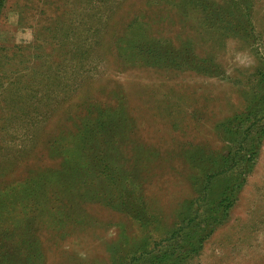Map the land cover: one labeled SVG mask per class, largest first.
<instances>
[{"label":"rangeland","instance_id":"obj_1","mask_svg":"<svg viewBox=\"0 0 264 264\" xmlns=\"http://www.w3.org/2000/svg\"><path fill=\"white\" fill-rule=\"evenodd\" d=\"M262 128L264 0H2L0 264H264Z\"/></svg>","mask_w":264,"mask_h":264},{"label":"trees","instance_id":"obj_2","mask_svg":"<svg viewBox=\"0 0 264 264\" xmlns=\"http://www.w3.org/2000/svg\"><path fill=\"white\" fill-rule=\"evenodd\" d=\"M237 1H238V3L241 4V0H237ZM1 4H2V0H0V7H1ZM149 53H154V51L152 49H150ZM104 124H105L104 120H99L95 124V126H94L93 130L90 132V134H88L89 135L88 136L89 137L88 138L89 150L92 152L93 158L98 159V161H100V162L104 161L103 151L106 148V139H107V137H109L107 129H105V127H104ZM95 131L100 133V137L94 135L93 132H95ZM263 131L264 130L262 128V134H264ZM250 133H251V129L248 128L245 132V135L243 136L244 137L243 141L248 140L249 143L245 144V146L247 145L246 147L240 144L241 155L239 156L240 157L239 161H238L239 164H237L235 169H232L230 174L236 173V170H237V173H241L242 169L245 166H246V168H250L252 166V162L255 161V159H256L255 153L257 152V148H258L257 141H259L260 138L256 137L254 139V141L252 140L253 143H252V146L250 148V139H249ZM196 158H198V157H196ZM215 170H216V168H215ZM215 172L217 174H219L222 171L216 170ZM209 178L210 177H208V178L205 177L204 179L208 180ZM208 187H210V186H207V184H206V186H204L203 189H206ZM125 193L129 194L130 192H125ZM218 195L219 194H217L215 196L214 194H211V192H210L209 201L212 203V205L209 207L212 209V211H214V214H215V212L221 213V216L223 218V217H225V214L227 213L228 208L230 207V205L233 203V201L235 199L236 190H230V191L223 192V196H221V198H219V199H218ZM128 196H130V195H128ZM129 199L130 198L127 197V201H126L127 203L129 202ZM218 219L219 218L216 216V214L214 215V218L211 217L210 220L208 221L207 227H204L202 230H200V235H197L198 237H196V238L193 237V239L190 241V243L187 244V249H185L184 251L183 250L177 251V252L173 251L170 253V255L167 254V256L161 255V256H159V263H158V259L154 255L149 259L148 264H184L188 258H191L194 254H196L199 251V249H201V247L203 245L202 244L203 240L206 238V236L208 237L213 232V230L215 229V225L217 224L216 222H218ZM113 249H114V247L110 248V250H113ZM124 250H125L124 247L120 249L117 246V251H119V252L122 251L123 253L120 252L119 255H117V257L113 258L114 259L113 264H131L132 261L135 260L134 258L129 259V255H131V254L127 253L128 250H125V251ZM124 258L125 259L127 258V260L126 261L123 260ZM144 264H147V262Z\"/></svg>","mask_w":264,"mask_h":264}]
</instances>
